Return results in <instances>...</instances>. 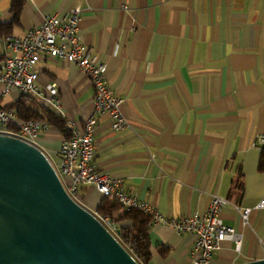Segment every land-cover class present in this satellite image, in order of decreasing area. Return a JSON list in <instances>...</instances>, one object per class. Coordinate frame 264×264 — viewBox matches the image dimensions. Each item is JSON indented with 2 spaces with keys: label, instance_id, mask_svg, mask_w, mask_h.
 <instances>
[{
  "label": "crops",
  "instance_id": "0c3cea01",
  "mask_svg": "<svg viewBox=\"0 0 264 264\" xmlns=\"http://www.w3.org/2000/svg\"><path fill=\"white\" fill-rule=\"evenodd\" d=\"M22 1L16 16L13 0H0V70L4 36H24L45 17L81 6V39L105 64L130 123L116 131L107 116L99 119L97 167L116 172L125 190L164 216L203 213L212 194L253 208L249 224L234 207L222 208L243 244L238 252L232 241L222 242L211 264L263 260L264 209L255 206L264 196V0ZM36 69L40 88L57 83L66 120L83 126L94 110L87 74L46 57ZM22 98L14 90L0 105L14 107ZM66 138L53 125L41 132L39 143L55 164ZM104 200L94 186H81L84 207L96 211ZM149 235L148 264H189L193 234L151 223Z\"/></svg>",
  "mask_w": 264,
  "mask_h": 264
},
{
  "label": "built area",
  "instance_id": "2783aa9c",
  "mask_svg": "<svg viewBox=\"0 0 264 264\" xmlns=\"http://www.w3.org/2000/svg\"><path fill=\"white\" fill-rule=\"evenodd\" d=\"M82 11L81 6H76L64 16L45 17L39 26L30 29L24 36H4L8 54L0 70V99L17 90L23 95L38 98L46 108L64 120L70 136L60 147V162L55 164L50 160L66 191L75 200L78 201L82 185H92L105 197L116 200L124 209H137L150 215L151 223L168 225L178 233L193 234L195 239L189 264H211L214 254L226 240L234 243L236 251H241L242 235L234 227L225 224L221 210L230 205L239 212L242 222L249 224L253 208L237 206L227 198L212 194L203 213L164 216L125 190L124 181L116 172H104L97 167L95 129L99 119L107 116L112 129L116 131L127 129L130 123L122 110L124 100L113 92L108 83L105 64L81 39ZM43 57L67 60L87 74L94 88V110L83 126L66 120L56 82L39 87L36 66ZM15 125L17 129H12ZM48 126L47 122L39 120L22 121L15 108L0 105V134L22 139L46 154L39 138L42 130ZM261 142L264 143V137ZM255 208L264 209V196ZM91 211L112 234H118V225L113 218Z\"/></svg>",
  "mask_w": 264,
  "mask_h": 264
},
{
  "label": "water",
  "instance_id": "95a60500",
  "mask_svg": "<svg viewBox=\"0 0 264 264\" xmlns=\"http://www.w3.org/2000/svg\"><path fill=\"white\" fill-rule=\"evenodd\" d=\"M0 264L139 263L70 196L45 152L0 134Z\"/></svg>",
  "mask_w": 264,
  "mask_h": 264
},
{
  "label": "trees",
  "instance_id": "16d2710c",
  "mask_svg": "<svg viewBox=\"0 0 264 264\" xmlns=\"http://www.w3.org/2000/svg\"><path fill=\"white\" fill-rule=\"evenodd\" d=\"M22 2V0H13V9L16 16L19 14V6ZM27 103L30 104V107L27 106L26 108ZM12 108L18 111L22 121L39 120L47 122L49 125H53L65 133L67 138L70 136L64 120L45 106L40 105L32 96L23 95L22 100ZM259 169L264 171V148L261 154ZM96 211L100 215L113 218L117 223L127 220L131 221L130 225L118 227L120 232L116 237L139 264H148L151 258L149 235L151 216L137 209L126 210L116 200L109 197H105V200Z\"/></svg>",
  "mask_w": 264,
  "mask_h": 264
}]
</instances>
